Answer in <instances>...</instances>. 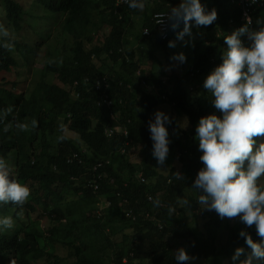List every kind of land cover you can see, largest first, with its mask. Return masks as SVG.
Listing matches in <instances>:
<instances>
[{
    "label": "trees",
    "instance_id": "obj_1",
    "mask_svg": "<svg viewBox=\"0 0 264 264\" xmlns=\"http://www.w3.org/2000/svg\"><path fill=\"white\" fill-rule=\"evenodd\" d=\"M0 1L7 21L21 30L23 5L17 0ZM33 1L50 13L65 16L62 28L75 45L72 57L48 63L45 73L27 92H18L13 75L18 63L4 47L6 39L0 36V158L7 162L11 154L16 155V179L31 190L22 209L11 203L0 204V214L12 210L20 219L17 213L24 211L29 215L39 206L54 225L47 230L38 223L15 230L0 228V264H36L41 260L56 263L61 258L48 251L45 241L68 247L77 264H177L175 253L181 247L204 264L222 256H230L234 264H241L252 252L246 238L239 236L241 230L251 234L255 242L264 243L254 226L248 228L239 219L231 224L233 219H221L214 210H206L209 220L199 230L169 214V208L177 205L183 191L196 190L192 186L204 167L196 138L199 120L212 114L222 118L202 81L223 63L228 48L226 36L245 25L241 6L233 0H201L207 11L217 10V20L200 27L193 22L191 37L195 39L186 42L195 43V63L180 75L166 72L163 64L177 53L188 56L185 50L168 46L183 24L176 31L169 24L170 37L162 40L155 31L153 16L158 11L169 12L181 0H151L156 11L148 6L141 11L116 5V0ZM133 15L144 18L137 36L143 43L134 44L126 36ZM253 16V30H259L264 26V8H257ZM97 18L100 24H96ZM146 27L152 31L150 36L143 34ZM104 28L108 32L86 50V45L92 44L97 35L100 37ZM244 43L250 44L248 40ZM149 57L158 66L142 70L141 60ZM103 78L110 83L106 93L112 106L98 104L104 91L95 90L93 82ZM167 108L172 111L167 129L180 127L184 135L174 145L180 170L172 168L165 176L155 164H149L150 157L138 166L131 156L138 147L139 155L144 149L153 151L149 121L155 120L156 111ZM63 116L69 130L78 133L79 141L64 136L51 145L47 133L50 120ZM182 119L190 124V130L179 124ZM32 120L37 121L36 127ZM19 123L27 124L28 129L21 131L16 127ZM109 129L116 134L107 136ZM256 141L258 147L261 137ZM179 171L189 178L178 179ZM157 198L160 207L153 205ZM128 212L134 218H127ZM125 227L134 238L130 241L125 233L114 256H109L105 248H96L101 235L107 240V229L119 232ZM223 242L226 244L218 248V243ZM237 248H243L244 253L235 261ZM258 260L264 264V259Z\"/></svg>",
    "mask_w": 264,
    "mask_h": 264
},
{
    "label": "clouds",
    "instance_id": "obj_2",
    "mask_svg": "<svg viewBox=\"0 0 264 264\" xmlns=\"http://www.w3.org/2000/svg\"><path fill=\"white\" fill-rule=\"evenodd\" d=\"M239 1L233 0L232 3L239 5ZM124 2L132 9L142 11L145 7L144 0ZM260 7L264 8V5ZM217 16V10L207 11L201 0H181L166 15L158 17L157 24H164L167 20L173 31L183 24V29L177 31V39L183 41L186 35L191 37L193 22L196 27L210 26ZM252 18L254 24L255 17L252 15ZM244 23L226 36L228 48L223 54V63L204 81V88L214 97V107L223 115L221 118L212 114L199 120L196 138L203 153L200 161L204 167L199 170L192 188L198 192L196 199L202 209L214 210L221 219L239 217L248 228L254 226L257 235L264 239V142L256 146V138L264 137V26L253 30L250 19ZM0 30V35H8L2 26ZM245 40L251 43L246 45ZM168 46L175 47V41H170ZM4 47L10 49L11 45L6 43ZM171 59L183 63L186 56L180 53ZM154 115L155 120L149 121L154 141L152 155L162 169L170 143L166 124L172 121L162 111L158 110ZM31 123L36 127V120ZM16 127L21 131L28 129V125L23 123ZM176 176L182 179L180 173L177 172ZM30 194V188L14 178L6 160L0 158V204L11 203L22 209ZM179 202L185 207L190 205L188 199ZM153 205L161 206L159 198L153 201ZM169 214H174L171 207ZM14 223L12 216L0 217V228L11 229ZM239 236L246 238V244L252 249L241 264H252L253 258L264 259V243L255 242L246 230H241ZM243 253V248H237L233 260ZM175 259L177 264H182L194 257L181 247L176 251Z\"/></svg>",
    "mask_w": 264,
    "mask_h": 264
},
{
    "label": "rangeland",
    "instance_id": "obj_3",
    "mask_svg": "<svg viewBox=\"0 0 264 264\" xmlns=\"http://www.w3.org/2000/svg\"><path fill=\"white\" fill-rule=\"evenodd\" d=\"M20 4L23 5L25 13L23 15L22 19V30H19L18 32L15 31L12 24L7 21L5 17L3 2L0 1V26L4 30L8 32L7 36H3L7 39V44L11 45V48L9 49L11 54L15 57L17 60L18 66L16 72L13 74L16 77V82L18 83V92H27L29 88L33 84L37 82L39 78L45 73V66L48 63H56L53 62L57 58V61L61 62L62 59L67 57L73 56V48H74V39L62 28V21L64 20V15L61 14H54L50 13L46 9H44L42 6L38 5L36 1L33 0H17ZM148 0H144V2H147ZM152 7V6H151ZM153 8V11L157 10V8ZM142 19L141 17H133V21L127 28V34L131 41L136 44L143 43L140 38L138 39L137 36L141 33L142 28ZM96 24H100L101 20L100 18H97L95 20ZM107 28H104L103 31H101L96 36L95 40L92 44L86 45V50H90L93 47V44L97 43V38L101 39L102 36L108 32L106 30ZM2 31V30H0ZM140 36V35H139ZM207 37L211 38L212 35L207 34ZM175 41V47L176 50H181V52H184L188 55L186 57L185 63H181L179 61L172 60L171 57L169 58V61H164V68H166V72H177L182 75L183 72L187 71L192 65H194V53L193 50L195 48V43L192 41V43L187 42L190 40H194L195 37H189L185 36L184 40H178L177 39V33L173 37ZM216 38L218 36L216 35ZM200 47L201 44H200ZM188 48V52L186 49ZM178 54V53H177ZM176 54V55H177ZM156 62V60H155ZM187 64V65H186ZM141 66L142 70H151L153 66H158L157 64L153 63V60L149 58H143L141 60ZM169 69V70H168ZM164 78V77H163ZM207 76L204 77V80L202 81V84L204 85V81L206 80ZM8 79H12L10 76ZM10 87V86H9ZM160 111L164 112L166 115H169L172 111L170 109H161ZM50 130L47 131L48 133V142L51 145H56L58 141L62 137H67L71 141H79L78 133L76 130H69L70 126H68L67 123L64 121V116L56 118L55 120H50ZM179 124L182 126L184 130H190L191 126L187 123V120L184 119L180 120ZM181 128L179 127V130L172 129L168 130L169 132V154L167 156L166 163L162 166L158 165L157 160L153 157L151 151H147V149H144L143 153L140 154L141 148H134L133 154L131 156L132 161L136 162L138 166H140L146 157H150L152 161L149 162L150 165L154 164L157 166L158 172H161L165 174V176L169 175L170 171L173 169H178V163L176 162V148L174 147L175 142L181 138L182 135H184L183 132H181ZM261 142H264V137H261ZM259 142V143H261ZM258 143V145H259ZM52 149V152H55V149ZM40 151V149L37 150V153ZM39 154V153H38ZM20 159V158H19ZM7 163L10 167L11 174L14 178H16V155L11 154L9 156V159L7 160ZM180 170V169H178ZM178 173L181 174V177L189 178L188 175L183 172L179 171ZM197 196L198 192L195 190L194 192L186 189V191H183L182 194L179 196L178 200L176 201L174 209V214L172 216L175 217H181L184 219L193 229L198 228L199 230H203L206 222L209 220L208 216L206 215V210L202 209L200 205L197 203ZM183 199H188L190 202L189 207H185L182 203L179 201ZM23 214L22 216L18 215L20 219L14 214V212L11 210L8 211V214L1 215L0 217L4 216H12L14 220V227H12V230H15L17 227H20L21 225H28L30 226L31 223H38L41 224V227L47 230L48 228H51L54 223L50 220V218L47 215V212L44 211L42 207L36 206V210L33 212H30L29 215L21 211ZM115 212H120V210L116 209ZM207 216V217H206ZM239 217L234 218L233 221H231V224H236L240 221H238ZM240 220V219H239ZM30 221V222H29ZM107 235V240L103 235L100 236L98 244L96 248L98 250H101L103 248L107 249V254L109 256H114V254L117 251L118 246L121 245L123 242V236L125 233H128L127 235L130 237V241L134 238L131 237L132 233L129 230V228H124L122 231H115L112 229H107L105 232ZM129 241V242H130ZM225 241V239H224ZM47 245L48 251L53 252L56 254V256H59L61 259L55 263V261L52 260V262H46L45 260H41L40 262L36 264H77L76 258L71 257L69 255L70 249L66 246H63L61 244H54L48 241H45ZM226 244V242H223L222 244L218 243V248H221L222 245ZM232 258L229 256H222L219 259L213 261L210 264H234L231 260ZM247 259V258H246ZM245 260V259H244ZM237 261V260H235ZM188 264H204L202 261L199 262L198 259H192L187 262ZM252 264H260L259 260L256 258H253Z\"/></svg>",
    "mask_w": 264,
    "mask_h": 264
},
{
    "label": "built area",
    "instance_id": "obj_4",
    "mask_svg": "<svg viewBox=\"0 0 264 264\" xmlns=\"http://www.w3.org/2000/svg\"><path fill=\"white\" fill-rule=\"evenodd\" d=\"M238 3L241 6V10H242V19H241L242 22L248 23V20L250 19L251 24H253V18H252L253 12L258 6L260 7V6L264 5V0H240ZM117 5H128V4L125 3L124 0H117ZM167 13L168 12H165V11H158L153 16L155 31L158 33L159 37L162 40H167L170 37V34H169L170 33V27H169L170 22H168L166 20L164 24H157V18L162 17V16L166 15ZM143 34L145 36H150L151 30L149 28H145ZM87 82H88V80H87ZM75 85H78L77 81L75 82ZM93 87L95 88V90H103L104 91L103 94L101 95L100 100L98 101L99 105H107V106L113 105L112 99L106 93V90L110 87V83H109V80L107 78H103L102 80H100V79L95 80L93 82ZM122 132L125 136H127V131L123 130ZM115 133L116 132L113 129H109L107 131L108 136H112ZM140 177H141V175H140ZM94 186H95V188H97L96 185H94ZM126 215H127V217L133 218V216L130 212H128Z\"/></svg>",
    "mask_w": 264,
    "mask_h": 264
},
{
    "label": "crops",
    "instance_id": "obj_5",
    "mask_svg": "<svg viewBox=\"0 0 264 264\" xmlns=\"http://www.w3.org/2000/svg\"><path fill=\"white\" fill-rule=\"evenodd\" d=\"M151 0H148L147 2H144L145 3V7H151V5L150 4H152L151 2H150ZM135 15H133V17H134ZM136 17H141V19L143 20L142 21V23L144 22V18H143V16L142 15H138V16H136ZM133 21V18H131L130 20H129V22H128V24H131V22Z\"/></svg>",
    "mask_w": 264,
    "mask_h": 264
}]
</instances>
